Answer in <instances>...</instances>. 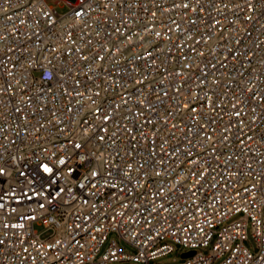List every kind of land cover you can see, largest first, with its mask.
<instances>
[{
    "label": "built area",
    "instance_id": "2783aa9c",
    "mask_svg": "<svg viewBox=\"0 0 264 264\" xmlns=\"http://www.w3.org/2000/svg\"><path fill=\"white\" fill-rule=\"evenodd\" d=\"M60 3L0 0V264H264V0Z\"/></svg>",
    "mask_w": 264,
    "mask_h": 264
},
{
    "label": "rangeland",
    "instance_id": "374dc122",
    "mask_svg": "<svg viewBox=\"0 0 264 264\" xmlns=\"http://www.w3.org/2000/svg\"><path fill=\"white\" fill-rule=\"evenodd\" d=\"M46 1L50 5H55L56 8H57V11L60 12V13H63V12L68 10V6L67 5H65L63 3L57 4V0H46ZM241 215L242 214L234 215L233 217H231L230 220L226 221L225 224L230 223V222L240 218ZM34 228H35V230L38 231V233L40 234L41 238L50 237L52 235V233H53L52 229L47 228L41 222H36L35 225H34ZM113 239H116L118 241L119 246L125 252L130 253V254H134V253L137 252V248L134 247L131 243L120 239L115 232H111L109 234L106 242L104 243V245H103V247H102V249L100 251V254H102L106 250V248L109 246V244L111 243V241ZM168 242H170L174 246V249L170 253H168L166 255H163V256H160V257L152 260L151 264H178V263H181V262L186 260V257L183 256V254L186 251V248L184 246H182L181 244H178V243H175V242H172V241H168ZM245 245L248 246L250 249H252V251H254V252H256L258 250V248L256 246V243H255V240L252 237L250 228H249V231H248V239L245 240ZM212 247H213V242H211V244L208 247H202V248H199V250L202 251L203 253L207 254V253L210 252ZM221 260L222 259H218L215 262H213L212 264H218Z\"/></svg>",
    "mask_w": 264,
    "mask_h": 264
},
{
    "label": "water",
    "instance_id": "95a60500",
    "mask_svg": "<svg viewBox=\"0 0 264 264\" xmlns=\"http://www.w3.org/2000/svg\"><path fill=\"white\" fill-rule=\"evenodd\" d=\"M192 254H194V251L186 252V253L183 254V256L186 257V256H190V255H192Z\"/></svg>",
    "mask_w": 264,
    "mask_h": 264
},
{
    "label": "snow or ice",
    "instance_id": "6c2138e0",
    "mask_svg": "<svg viewBox=\"0 0 264 264\" xmlns=\"http://www.w3.org/2000/svg\"><path fill=\"white\" fill-rule=\"evenodd\" d=\"M47 170V169H46Z\"/></svg>",
    "mask_w": 264,
    "mask_h": 264
}]
</instances>
